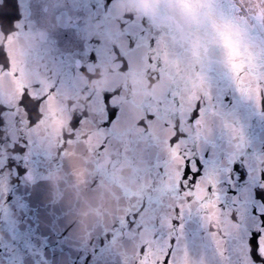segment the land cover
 <instances>
[{
  "label": "water",
  "instance_id": "obj_1",
  "mask_svg": "<svg viewBox=\"0 0 264 264\" xmlns=\"http://www.w3.org/2000/svg\"><path fill=\"white\" fill-rule=\"evenodd\" d=\"M227 3L0 0V264H264V0Z\"/></svg>",
  "mask_w": 264,
  "mask_h": 264
},
{
  "label": "snow or ice",
  "instance_id": "obj_2",
  "mask_svg": "<svg viewBox=\"0 0 264 264\" xmlns=\"http://www.w3.org/2000/svg\"><path fill=\"white\" fill-rule=\"evenodd\" d=\"M255 243L258 246L257 251H258L260 258L264 259V232H262L260 236L257 239H255ZM249 248H250L249 255H251V247ZM161 264H163V260L161 261Z\"/></svg>",
  "mask_w": 264,
  "mask_h": 264
},
{
  "label": "rangeland",
  "instance_id": "obj_3",
  "mask_svg": "<svg viewBox=\"0 0 264 264\" xmlns=\"http://www.w3.org/2000/svg\"><path fill=\"white\" fill-rule=\"evenodd\" d=\"M237 1H238V4H239L240 6H242V7H246V6H248V5H250V4L254 3V2H256V1H258V0H237Z\"/></svg>",
  "mask_w": 264,
  "mask_h": 264
},
{
  "label": "bare ground",
  "instance_id": "obj_4",
  "mask_svg": "<svg viewBox=\"0 0 264 264\" xmlns=\"http://www.w3.org/2000/svg\"><path fill=\"white\" fill-rule=\"evenodd\" d=\"M239 7H242V6L239 5Z\"/></svg>",
  "mask_w": 264,
  "mask_h": 264
}]
</instances>
